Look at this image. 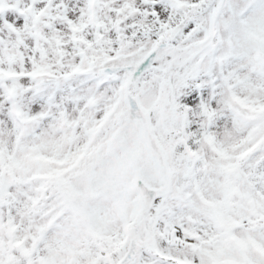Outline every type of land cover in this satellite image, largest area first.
<instances>
[{
	"label": "snow or ice",
	"instance_id": "1",
	"mask_svg": "<svg viewBox=\"0 0 264 264\" xmlns=\"http://www.w3.org/2000/svg\"><path fill=\"white\" fill-rule=\"evenodd\" d=\"M0 264H264V0H0Z\"/></svg>",
	"mask_w": 264,
	"mask_h": 264
}]
</instances>
